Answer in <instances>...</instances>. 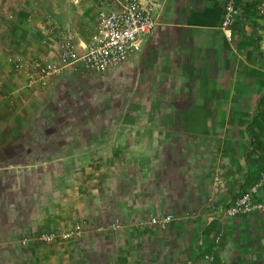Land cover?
Returning a JSON list of instances; mask_svg holds the SVG:
<instances>
[{"label": "rangeland", "instance_id": "obj_1", "mask_svg": "<svg viewBox=\"0 0 264 264\" xmlns=\"http://www.w3.org/2000/svg\"><path fill=\"white\" fill-rule=\"evenodd\" d=\"M92 12L91 0L77 3L72 0H0V68L3 67L5 53H46V46L40 43L41 36L45 35V18L60 25L89 31L91 26L84 19ZM117 68L113 67L102 74L76 76V83L64 89L65 94H48L51 102L37 105V109L33 106L29 120L21 122L27 135H30L28 139L24 140L17 133L3 140V143L12 146L37 144L38 149H44L39 154L46 160L57 159L53 165L44 163L45 166L40 161L43 167L38 168L35 174L42 177L43 182L28 185L26 201L15 196L13 203L25 211L26 202L31 197L41 199V196L46 194L48 197L53 192L51 197L54 199L49 201L52 204H47L52 215L51 218L48 216V222L55 223L58 218V224L47 226L46 231L32 236L24 225L22 229L16 227L14 220L19 217L8 212L10 208L7 204L10 203L3 194L7 184L0 183V264H24L30 255L33 258L55 255L59 257V264H63V261L66 264H131L132 259H135L132 264H147L149 261L145 255L150 241L194 240L203 236L214 244H221L224 240H264V212L219 218L217 204L212 208L217 201L206 199L208 189L202 183L198 186V201L187 197L185 191L192 184L185 177L186 169L182 167L185 165V154H181L183 151L180 149L176 151L179 167L175 168L177 163L165 158V155L171 158L175 156L174 147H170L168 152H159L157 147L159 128L171 105L153 103V100L159 99V96L152 95L157 89L140 88L135 83V75L131 73L127 77L129 73H119ZM173 90L166 88L164 93L172 96ZM144 91L151 93L149 101L143 99ZM44 94L47 95L46 92ZM142 100H145V104L140 103ZM0 115H7L6 111L3 110ZM162 115L164 117L160 119ZM18 119L20 121V117ZM146 132L149 134L144 137L143 133ZM145 141L150 142L152 149L156 150L148 157L144 151L137 150V145ZM117 143L123 145L124 149L118 152L123 162L118 163V167L115 163L116 153L110 151L111 145ZM68 144L72 156L70 172L77 177L73 184L79 191L72 194L76 203L83 200L86 206L83 214L72 210V215H68L69 212L62 215L57 206L61 204L59 197L63 183L61 178L57 179V183V180L52 182V177H62L68 172L67 163L61 162L63 145ZM46 145L52 146L46 150ZM66 150L65 147L67 155ZM95 156L102 157L106 164L96 166ZM124 161L129 162V167L123 165ZM35 174L33 172L32 176ZM12 175L14 173L9 170V180H12ZM25 175L31 174L28 172ZM131 176L134 178L132 184L128 183ZM184 178L187 179L182 182ZM81 179L83 185L79 184ZM9 186L12 189L19 187L12 183ZM34 186L40 187L38 193ZM117 196L120 197L118 209L126 214L119 215V210L118 215L112 214L115 210H110V204L116 201ZM39 204L40 214L44 215L47 210L42 208L40 201ZM204 207H208L207 210H202ZM131 212L133 215L129 214ZM167 214L172 216L163 225L152 220L154 217L161 219ZM44 223V220H40V224ZM207 226L211 228L210 232L206 230ZM45 234H51L53 238L46 240L43 238ZM43 261L36 264H43Z\"/></svg>", "mask_w": 264, "mask_h": 264}, {"label": "crops", "instance_id": "obj_2", "mask_svg": "<svg viewBox=\"0 0 264 264\" xmlns=\"http://www.w3.org/2000/svg\"><path fill=\"white\" fill-rule=\"evenodd\" d=\"M260 1L237 0L240 13L228 37L219 26L224 0H160L161 7L156 25L148 34L141 50L129 57L125 61L126 64L124 62L116 66L117 72L129 73L126 74L127 77L131 73L132 76L135 75L139 81L137 83L135 80V83L141 86L140 88L157 89L152 95L159 96V99L153 100V103L171 105L170 110L165 113L164 123L162 122L159 128L160 134L156 139L158 151L168 152L170 147H174L175 156L171 158L165 155V158L169 159V162H176L175 168L179 167L176 151L179 149L183 151L181 154H185L186 159L182 167L186 169L185 177L192 184L190 189L185 191L187 197L198 201L199 183L205 184L208 189L206 199L217 201L212 208L217 204L218 209L228 203L255 182L264 170V36L257 13ZM84 21L93 26L94 12L89 17L86 16ZM72 29L84 39L90 33V30L84 31L83 28ZM45 52L47 54L48 50ZM6 55L7 53L3 57V67L0 68V78L3 81L1 91L9 95L0 100V112L5 110L7 114L0 115V183L7 184L3 194L4 199L10 203L7 204L10 208L8 212L19 217L14 220L15 226L22 229L24 225L32 236L46 231L47 226L56 225L58 221L57 218L55 223L48 222V216L49 218L52 216L48 209L52 204L49 201L54 199L51 197L53 192L49 193L48 197L46 194L41 196V199L31 197L30 201L26 202L25 211L13 202L15 196L26 201L27 186L43 182V178L35 174L37 169L53 165L57 159L46 160L47 158L39 154V151L41 153L44 149H38L37 144L12 146L9 143L6 145L3 140L17 133L24 140L28 139L30 135H27L21 122L29 120V113L37 109L39 107L37 105L51 102L49 95L54 93L58 95L59 92L65 94L64 89L73 87L72 84L76 81L75 77L68 78L70 81L64 80L63 76L53 78L45 87L38 88L34 93L24 86V74L13 71L6 64ZM166 88L174 89L172 96L164 93ZM142 95L143 99L148 101L151 98L148 91H144ZM144 102L145 100H142L140 103L145 104ZM14 113L27 115H13ZM163 117L164 115L160 119ZM148 134L143 133L144 137ZM23 139L20 140V144ZM51 146L44 147L47 150ZM70 149L69 144L63 145L61 157L62 164L67 163L68 172L63 171L62 177H52V182L61 178L63 183L62 194L59 197L61 204L57 205L62 215H66L67 212L68 215H72L74 210L78 214H83L86 207L83 200L76 203L72 194L78 189L73 184L77 177L72 176L70 172L72 159ZM79 150L82 151V148ZM123 150V145L118 143L111 145L110 151L116 153L117 167L118 163H123L118 156V152ZM137 150L144 151L147 157L156 151L147 141L137 145ZM7 151L10 154H7ZM94 158L96 166L106 164L102 157ZM40 161L42 165L47 164L42 166ZM123 165L129 167V162L124 161ZM9 170L14 173L12 180H9ZM27 171L30 176L25 175ZM130 179V182H127L132 184L134 178L131 176ZM11 183L18 184L19 187L12 189L9 186ZM79 184L83 185L82 179ZM262 185L256 195L260 198H264V183ZM34 188L38 193L40 187ZM85 189L87 190V187ZM119 199L117 196L116 201L110 204V210H115L112 212L114 215H118ZM39 201L42 208L47 210L44 215L40 214ZM206 208L208 207L202 210ZM122 214L126 213L121 211L119 215ZM129 214L133 215L132 212ZM40 220H44L45 223L40 224ZM206 230L210 232L211 228L208 227ZM147 244L145 255L149 261L147 264H264L263 239L224 240L221 244H214L203 236L202 239L200 237L194 240L164 239L150 241ZM205 254H211L213 259L206 258ZM32 256H28L24 264L26 262L36 264L45 258L47 259L43 264H59V257L55 255L38 258ZM134 260L132 259V263ZM63 264L66 263L63 261Z\"/></svg>", "mask_w": 264, "mask_h": 264}, {"label": "built area", "instance_id": "obj_3", "mask_svg": "<svg viewBox=\"0 0 264 264\" xmlns=\"http://www.w3.org/2000/svg\"><path fill=\"white\" fill-rule=\"evenodd\" d=\"M74 3L80 0H72ZM93 4V26L86 39L68 25H60L48 18L44 19L45 35L40 43L48 53L28 55L8 53L5 62L15 72H22L24 86L36 93L53 78H74L87 73L102 74L121 65L129 57L139 52L148 34L156 25L160 0H91ZM240 13L237 0H224L220 28L230 36L231 27ZM258 18L264 36V0L258 5ZM30 18V15H27ZM3 81L0 78V100L7 98L3 94ZM264 182V170L259 178L247 189L233 197L228 203L217 209L218 216L233 217L252 212H264V198L257 197ZM171 214L161 219H152L162 225L171 218ZM44 239L53 238L45 234ZM207 257L212 255L205 254Z\"/></svg>", "mask_w": 264, "mask_h": 264}, {"label": "trees", "instance_id": "obj_4", "mask_svg": "<svg viewBox=\"0 0 264 264\" xmlns=\"http://www.w3.org/2000/svg\"><path fill=\"white\" fill-rule=\"evenodd\" d=\"M80 30H82V29H80Z\"/></svg>", "mask_w": 264, "mask_h": 264}]
</instances>
